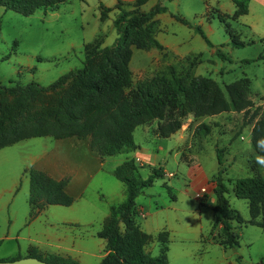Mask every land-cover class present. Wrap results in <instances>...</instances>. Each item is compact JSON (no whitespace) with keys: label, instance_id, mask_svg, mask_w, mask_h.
<instances>
[{"label":"rangeland","instance_id":"374dc122","mask_svg":"<svg viewBox=\"0 0 264 264\" xmlns=\"http://www.w3.org/2000/svg\"><path fill=\"white\" fill-rule=\"evenodd\" d=\"M107 1V0H106ZM227 0H148L141 5V10H147L152 4L159 2L166 6V10L154 15L150 22V32L162 45V48L153 46L148 48H136L131 46V55L128 67L131 72V82L126 88L128 92H134L137 88L159 92L165 88L170 79V69L178 75L189 74L192 76L204 75L214 79L226 95L224 85L241 76H248V96L253 105L249 108L259 107L264 101V65L262 59L247 62L246 59L264 55V24L258 29V35L251 37L246 28L238 27L233 22L230 14L216 12L215 9L222 7ZM99 3L101 0H64L52 9L37 8L32 13L24 15L11 9L0 6V84L24 85L28 81H35L46 85L54 80L59 74L81 65L82 44L91 40H99L101 45L110 44L116 31L112 25V19L116 9L109 10L100 19ZM124 9H131L128 2L120 3ZM261 11V9H260ZM263 13V12H261ZM180 15L188 21L183 23L174 18ZM221 15L228 28L238 35L239 39L253 38V43L243 46H233L223 28V23L218 20ZM264 14V13H263ZM264 22V17H263ZM198 24L206 37L214 45L208 46L195 29ZM219 46L227 55L228 59H220L215 55L214 47ZM41 58V59H38ZM178 100H181L179 95ZM242 111L220 112L215 115L194 117L187 114L182 119L185 129H190L199 122H204L212 129L204 138L207 144L216 143L218 146H227L230 157L218 152L222 162V177L227 183L228 176H244L248 173L247 160L250 155L242 150L248 148V137L243 128L246 123ZM156 120L146 125H137L132 131V141L139 146H146L148 151L140 153L149 158L154 155V163H146L140 169V176L145 177L150 171V166L165 167L172 172L171 176H157L150 186L142 188L137 194L136 202L141 205V210L135 215L138 224L147 221L153 223V217L157 219L170 217H182V210H189L199 206L198 201L188 196H179L174 189L170 192L162 185L168 181L180 177L175 168L169 148L178 151L177 159L182 151V144L188 137L189 131H175L168 137L153 138L152 129ZM147 127V131L143 130ZM194 128V127H193ZM192 133V132H191ZM190 133V134H191ZM179 135H182L179 136ZM242 135L243 138H239ZM193 139L197 135L192 136ZM55 139L51 136H32L21 139L10 145L0 148V190L16 180L13 190L11 205H3L0 208V258L15 256L24 251L28 233L32 236L42 229L53 230L60 227L61 220L72 214L70 207L57 204H47L44 209L34 218L27 216V177L22 174V167L29 163L30 155L43 149L54 148ZM164 144L163 148L153 147V143ZM151 144V145H150ZM46 146V147H44ZM84 143L66 146L69 156L75 157L83 154ZM154 149V151H152ZM207 149V148H205ZM65 148H62V152ZM132 149L118 150L109 157V162H119L127 154L132 155ZM260 175L264 179L263 171ZM111 178V179H110ZM110 179V180H109ZM116 183L118 193L112 184ZM119 189V190H118ZM122 186L113 175L103 172L95 173L82 195L84 201L94 206L89 210V216H97L98 209L103 204L104 197L101 194L111 196V204H117L123 197H119ZM98 190L99 195H96ZM170 194L176 199L170 200ZM10 196V194H9ZM124 196V195H123ZM229 205L234 208L243 220L248 219L246 202L243 198L236 197L230 190L225 193ZM175 202L177 209L165 207L168 203ZM138 207V205H137ZM157 207V212H148ZM139 209V208H138ZM147 210V211H146ZM205 211V210H204ZM207 211V210H206ZM147 212V213H146ZM143 213V214H141ZM155 213V214H153ZM204 213V212H203ZM210 214H208L209 216ZM97 222V220L95 221ZM238 233L237 250L243 257L238 264H264V227L251 225L247 222H230ZM95 226V224H94ZM96 226H98L96 224ZM98 241H101L100 238ZM233 249V248H232ZM230 249L233 260V250Z\"/></svg>","mask_w":264,"mask_h":264},{"label":"trees","instance_id":"16d2710c","mask_svg":"<svg viewBox=\"0 0 264 264\" xmlns=\"http://www.w3.org/2000/svg\"><path fill=\"white\" fill-rule=\"evenodd\" d=\"M63 1L0 0V6L27 15L37 8L52 9ZM143 1L134 0V7L124 9L117 0L112 19L116 31L114 40L105 45L96 39L84 42L79 67L64 71L46 85L32 80L24 85L0 84V148L32 136H88L89 147L99 156H105L129 143L137 125L149 124L153 119L156 120L153 133L166 137L180 128L187 114L199 117L233 110L242 111L246 119L243 122L252 124L249 136L251 149L256 155H264L258 153L255 147L256 140L264 135V101L261 106L249 110L253 102L247 94L246 76L225 84L226 95L208 76L178 75L172 69L168 83L159 92L140 88L134 92L126 91L131 82L128 67L131 46L162 48L149 27L154 15L165 11L166 6L156 2L146 11L137 9L136 5ZM231 1L235 5L231 18L246 12L245 0ZM110 9L100 6V19ZM173 16L188 24L180 15ZM218 20L223 23L233 46L250 42L240 40L220 14ZM194 27L204 42L213 47L201 27L198 24ZM214 52L220 59L229 58L219 46L214 47ZM259 58L264 59L258 55L246 61ZM179 95L181 100H178ZM196 130L207 133L209 125L199 122ZM220 151L216 149L218 164ZM250 166H253L252 163ZM23 171L28 177L29 217L47 204L68 205L72 202V197L64 191L67 177L55 179L33 166ZM136 171L133 158H125L113 168L114 177L123 185L124 198L108 206V214L96 231V236L103 239L104 249L107 250L98 264H164L166 261V232L162 230L154 236L159 245L157 254L151 255L145 250V244L152 236L140 229L135 219L138 207L134 202L140 190L150 186L153 179L162 173L159 167H151L145 177L137 175ZM222 171L219 167L212 177L214 203L210 230L217 242L224 247H233L238 245V233L231 226V221L264 227V179L259 174L226 179L233 194L246 201L248 219L243 220L228 204L225 197L228 187L223 181ZM163 186L170 191L164 183ZM26 255L53 264H80L70 256L39 254L33 247L27 248ZM15 257L19 255L0 259Z\"/></svg>","mask_w":264,"mask_h":264},{"label":"crops","instance_id":"0c3cea01","mask_svg":"<svg viewBox=\"0 0 264 264\" xmlns=\"http://www.w3.org/2000/svg\"><path fill=\"white\" fill-rule=\"evenodd\" d=\"M118 1L120 3L128 2L132 7L135 6L133 5L134 0ZM146 1L148 0H144L140 4L136 5V8L141 10V5ZM116 2L117 0H101V3H99V8L100 6H106L110 7V10H112L114 9V5ZM245 3L246 12L243 14H239L238 16L233 18V22L238 23V19L242 20V16L245 17L242 20V23L237 24L238 27L246 28L248 33L251 34V37L255 34L258 35L260 39H263V36H260V32L258 31V29H261V25L264 24V0H245ZM234 8V3L231 0H227L222 7L215 9V11L224 14H231ZM157 14H155V16ZM248 40L250 41L248 43L254 42L253 38H247L243 41ZM260 56L264 57L263 54H260ZM259 59H262L264 65V59ZM231 111L232 110L223 112L228 113ZM196 125L197 124L195 123L193 125L194 128L192 127L190 129H185V127H183L184 125L181 124L180 128L177 129V131H189L188 137L185 138V141L182 144L180 157L177 159V149L172 151L171 148H169L170 150L168 152L171 153L172 159L175 162V168L180 177H176L175 179L168 181L167 184L165 182L163 183L169 187V190L171 188L174 189L179 196H188L196 199L200 207H192L189 210L181 209L182 217H179L177 215V218H174L176 222H171L170 217L166 216L160 219H157V217H153L154 224L147 223V221L141 222V224H139L140 229L152 236L151 239L145 244V250H147L151 255L157 254L159 245L154 236L157 232L164 230L167 237V249L165 251L166 261L164 264H238L243 261V257L237 250L238 245L233 247H224L214 239V233H211L210 230L212 221L211 207L214 203V195L212 193L214 182L212 180V177L219 167L222 168V162L220 161V164H218L217 162L216 149H220V152L230 157V161H232L233 159V154H230L228 152L227 146L220 147L216 143L207 144L204 136L209 134V131H211L212 133V129L209 127V131L207 133H202L200 130L195 131ZM251 125L252 124L248 122L237 130L238 132L243 128L246 130V135L248 137V146L250 144L249 136ZM146 128L147 127H144L143 130L147 131ZM195 135H197V138L193 139L192 136ZM179 136L182 137V135ZM152 137L158 138L159 136H157V134L155 133H152ZM239 138H243V136L239 135ZM55 141L56 142L54 148L50 147L48 149L38 151L37 153H32L30 155L29 163L21 166L22 174L27 177V174L23 171V169L28 166H33L39 170H42L55 179L67 177L64 191L72 197V202L68 205L62 206H72L70 208L73 213L70 214L68 218L61 220L62 222H60V227L56 226L53 230L42 229L37 233H33L32 236L30 235V233H28L26 236V242H24L21 246L23 247L24 251L21 254L17 252L15 255L25 256L27 248L33 247L39 254L53 253L60 256H70L80 264H98L107 250L104 249L103 239L100 238L101 241L95 239L99 238L98 236H96V231L100 228V224L103 218L108 214V206L111 204L112 198L111 196L109 197L107 193L101 194V196L104 197V202L101 207H96L98 209L97 216L88 217V214L90 213L89 210L94 205L88 201H84L82 199V195L87 189L89 180L95 173L103 172L105 168L107 174L113 175V168L115 167V165L125 158L134 159V163L137 165L136 174L140 176V169L146 163H154V155L149 156V158L143 157L140 153L148 151V148L146 146H139V144L134 143L132 141V137L129 143L124 144L119 148V150L123 151L132 149V155L128 156L126 154L122 160L113 163L109 162L110 155L99 156L89 147L88 136L80 138L72 135L63 136L56 138ZM78 142L84 143V147L82 148L83 154L75 157L69 156L66 146L68 144L74 146L77 145ZM152 146L163 148L164 144L154 141ZM134 147H136L140 153H137L135 150H133ZM62 148H65L63 152ZM242 150L248 153L251 157V159L247 160L249 174L246 175H260L261 171H263L264 173L263 168H260L255 164L256 154L253 152V150H248V148H242ZM152 151H154V149H152ZM251 163L253 166H250ZM151 167L154 166H150L149 168ZM159 168L162 175L164 176L168 177L173 174L172 172L167 171L164 166H160ZM228 177L233 179V177ZM115 180L117 179L115 178ZM119 183L122 186V190L120 189L118 195L119 197L124 198L123 185L120 181ZM15 185L16 180L7 185V187H4V189L0 190V208L3 205H11L13 201V190ZM112 186V188L115 189V191L113 192V195H115L116 193H118V191L116 190V183H113ZM227 187L228 191H231L230 184L228 182ZM95 192H97L96 195H99L98 190H96ZM140 192L144 191H142L141 189ZM136 196L134 198V202L136 205H138V210L140 211L141 205L136 202ZM174 199H176V197L173 194H170V200L174 201ZM27 205V216L29 217L28 202ZM45 206L38 209L35 215L29 218H34L35 216H37ZM165 207L177 209V207L175 206V202L168 203ZM157 210L158 208L154 207L153 210L149 211L148 213L151 214L152 212H157ZM208 214L210 215L208 216ZM96 220L97 222H95ZM96 224L98 226H96ZM230 249L233 250V260L230 255V252L232 251H228Z\"/></svg>","mask_w":264,"mask_h":264},{"label":"water","instance_id":"95a60500","mask_svg":"<svg viewBox=\"0 0 264 264\" xmlns=\"http://www.w3.org/2000/svg\"><path fill=\"white\" fill-rule=\"evenodd\" d=\"M0 264H53L35 256L25 255L13 259H0Z\"/></svg>","mask_w":264,"mask_h":264},{"label":"clouds","instance_id":"9594fccd","mask_svg":"<svg viewBox=\"0 0 264 264\" xmlns=\"http://www.w3.org/2000/svg\"><path fill=\"white\" fill-rule=\"evenodd\" d=\"M255 147L258 153H264V135L256 140ZM248 150H251V144H249ZM255 164L260 168H264V155L257 154L255 156Z\"/></svg>","mask_w":264,"mask_h":264}]
</instances>
